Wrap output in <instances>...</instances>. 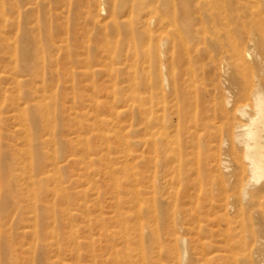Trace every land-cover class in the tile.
<instances>
[{
	"label": "rangeland",
	"instance_id": "rangeland-1",
	"mask_svg": "<svg viewBox=\"0 0 264 264\" xmlns=\"http://www.w3.org/2000/svg\"><path fill=\"white\" fill-rule=\"evenodd\" d=\"M28 1L0 0V17L18 21ZM124 1L101 0L84 38L59 30L65 19L52 20L62 48L34 49L29 66L19 31L0 37V178L8 168L13 175L0 181V245L9 242L0 258L11 246L20 264H38L41 250L46 264H123L128 253L132 264H264V218L231 211L241 193L213 155L235 167L232 147L221 144L220 119L204 126L226 90L213 62L216 44L182 29L190 46L182 80L199 99L192 98L185 131L173 133L170 146L148 147L140 94L151 92L168 41L161 44L155 20L146 26L130 11L120 12L126 15L118 31L109 11ZM38 8L30 27L40 18L45 41L51 14ZM210 135L218 142L208 145ZM28 150L44 153L42 167ZM128 150L137 160L127 158ZM238 156L244 159L241 148ZM30 177L46 190L33 189Z\"/></svg>",
	"mask_w": 264,
	"mask_h": 264
},
{
	"label": "bare ground",
	"instance_id": "bare-ground-1",
	"mask_svg": "<svg viewBox=\"0 0 264 264\" xmlns=\"http://www.w3.org/2000/svg\"><path fill=\"white\" fill-rule=\"evenodd\" d=\"M44 1L29 0L25 12H18L20 17L18 21L16 18L4 15L0 17V37L6 38L14 30L19 31L23 37V52L28 66L33 61L34 49L62 48L57 44L58 34L54 33L52 20L55 19L59 23L65 19L67 23H60L59 30L84 38L89 27L96 18L100 17V9L95 8L102 6L101 0H48V4ZM117 2L115 9L109 11V16L118 31L121 26L119 21L126 15L125 13L120 15V12L130 11L133 15L141 14V18H146L144 20L146 26L151 20H155L158 24L157 32L161 34L160 41L163 42L161 44L168 41V47L162 54L164 60L161 59L157 77L150 83L151 92L148 93L145 89L140 94V117L148 147L170 146L173 133L179 135L185 131L182 119L192 114L190 109L192 98L199 99L196 94L194 95L196 88L184 86L182 80L180 63L183 56L189 55L190 52V46L181 36L182 29L193 35L199 43L207 40L205 39L207 34L212 37L220 53L218 60L213 62L220 77L224 79L226 90H221L218 102L215 100L214 104L211 103L210 111L213 110V117H209L204 126L209 130L213 127L214 121L221 120L219 121L222 124L221 144L224 147H232L231 154L235 157L236 166L231 167L230 160L220 162L216 154L213 155V161L225 172L227 179H230V182L240 190L241 195L237 199L240 206L231 205V211L236 215L245 213V216L249 215L251 220L256 217V220L264 218V0H128L129 5L125 1L124 5ZM35 7L44 9L48 7L51 14L48 17L50 28H47L50 34L48 39H44L45 41L41 32L40 18L35 22L37 26L30 27L34 20L32 21L29 14L34 12ZM20 10L23 9L19 8ZM66 14H69V17H66ZM70 16H72L71 20ZM135 34L132 30V35ZM152 37L155 38L151 34ZM148 40L150 42L152 39L148 38ZM162 48L164 50L163 46ZM191 68L193 69L192 66ZM248 79L251 81L248 82ZM15 83L18 87L24 85L20 80ZM36 116L39 118L38 114ZM217 139L210 135L208 145L217 143ZM239 148L243 151V160L238 156ZM28 152L29 150L26 151ZM43 155L44 153L41 152L30 155L36 162L37 169L42 167ZM126 156L128 159L137 160L129 150ZM30 166L32 167V163ZM5 172L9 175L0 178L3 184L13 180L12 169L8 168L7 171L5 169ZM31 177L28 180L32 182L33 189L46 190L43 180L36 182ZM137 194H139L138 189ZM137 210L139 213L140 204ZM122 239L128 249L130 240L127 236H122ZM8 243V240H5L0 246L6 248ZM38 248V245H35V249ZM40 252L38 264H46L43 250ZM15 254L16 250L9 246L8 255L5 254L0 258V264H20L15 259ZM123 259V264H132L130 253ZM26 264H35V261L28 259Z\"/></svg>",
	"mask_w": 264,
	"mask_h": 264
}]
</instances>
